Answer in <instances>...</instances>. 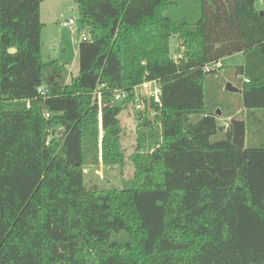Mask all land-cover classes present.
Returning a JSON list of instances; mask_svg holds the SVG:
<instances>
[{
  "label": "trees",
  "instance_id": "obj_1",
  "mask_svg": "<svg viewBox=\"0 0 264 264\" xmlns=\"http://www.w3.org/2000/svg\"><path fill=\"white\" fill-rule=\"evenodd\" d=\"M43 1L0 0V264H264L259 0H188L197 23L168 15L178 0H77L92 39L69 82L67 64L42 59ZM240 53L243 66L204 71ZM223 70L241 90L219 101L207 85ZM154 81L136 187L88 188L99 142L104 165L124 163L119 116Z\"/></svg>",
  "mask_w": 264,
  "mask_h": 264
},
{
  "label": "rangeland",
  "instance_id": "obj_2",
  "mask_svg": "<svg viewBox=\"0 0 264 264\" xmlns=\"http://www.w3.org/2000/svg\"><path fill=\"white\" fill-rule=\"evenodd\" d=\"M177 1V0H172ZM182 7H176L168 12V15L177 19V15L187 18L189 23H197L201 17L200 12L196 9L195 1L178 0ZM41 21L44 24L42 32V59L45 62L54 60L67 64L69 82L71 76H76L79 72L78 48L82 42L81 35L85 33L88 37H92L90 30L87 31V25L82 21L77 0H44L40 9ZM73 19L75 24L72 28L64 27L62 23ZM177 37L170 40L171 54L175 57L182 54V49L178 48ZM226 68H233L239 65V58H232L228 62H224ZM229 71V69H227ZM229 83L226 79L225 70L221 71L217 77H211L208 80L207 89L212 87L216 90V97L219 101L227 98L226 85ZM233 86H238L236 82H232ZM222 89L220 93L218 90ZM142 91L137 90L136 93ZM225 94V95H224ZM140 111L135 110L133 106L127 107L119 116L121 126L123 128V136L120 143V149L124 155V163L116 168L106 166L102 161V144L99 142V164L91 165L85 169V183L88 188L108 189L120 187L121 189H133L136 187L134 178L140 164L132 160L135 151L138 128L140 121L137 116ZM142 113V112H141ZM129 114H132L131 116ZM144 114V113H143ZM142 121V120H141ZM142 131V129H140Z\"/></svg>",
  "mask_w": 264,
  "mask_h": 264
},
{
  "label": "built area",
  "instance_id": "obj_3",
  "mask_svg": "<svg viewBox=\"0 0 264 264\" xmlns=\"http://www.w3.org/2000/svg\"><path fill=\"white\" fill-rule=\"evenodd\" d=\"M258 7L264 11V0L258 1ZM74 24H75L74 20L70 19L67 22H64L63 26L72 28ZM87 31H89L88 26H87ZM81 39L83 42H88L92 38L88 37L85 33H83L81 35ZM221 66L222 65L220 64V62L214 63L212 65H207L204 67V71L208 72L210 70H216L220 68ZM245 82H248V80H246ZM137 90H140L142 92L138 94L136 93ZM38 93L40 94L41 97H45L47 91L45 90V88H39ZM134 93L136 96V101L134 104L135 110L140 111L144 114H147L150 117V119H154L158 115V112L153 108L151 102L146 103L144 102V99L152 100L155 104L161 105V86L160 84L156 81L144 83L141 86L137 87L134 90ZM96 95L98 97L99 104H101V93L98 92L96 93ZM126 98H127V94L125 92L117 91L115 93L116 103L123 102Z\"/></svg>",
  "mask_w": 264,
  "mask_h": 264
},
{
  "label": "crops",
  "instance_id": "obj_4",
  "mask_svg": "<svg viewBox=\"0 0 264 264\" xmlns=\"http://www.w3.org/2000/svg\"><path fill=\"white\" fill-rule=\"evenodd\" d=\"M62 25H63V23H62ZM178 48H179V45H178ZM232 58H239V65H236L235 67H241V66L244 65V62H245V56H244L243 53L236 54V55H234V56H232V57H228V58L222 60V61L220 62V64L223 65V66L225 67L224 62H225V61L228 62V61H229L230 59H232ZM229 68H230V67H229ZM240 83L243 84L242 81H241ZM230 84H232V83H230ZM232 85H233V84H232ZM234 87L237 88L239 91H238V92H232V93H233V94H239L241 89H239V88L236 87V86H234ZM243 110H245V109H244V108L240 109L239 111H237L236 114H241V112H245V111H243ZM129 115L131 116L132 114H129ZM219 122L222 124L223 122H225V119H224V118H221V119H219Z\"/></svg>",
  "mask_w": 264,
  "mask_h": 264
},
{
  "label": "water",
  "instance_id": "obj_5",
  "mask_svg": "<svg viewBox=\"0 0 264 264\" xmlns=\"http://www.w3.org/2000/svg\"><path fill=\"white\" fill-rule=\"evenodd\" d=\"M261 14H264V13H261ZM17 51L15 49H11L9 50V53L10 54H15ZM226 90L227 91H230V92H238L239 90L237 88H235L232 84L228 83L226 85ZM117 104V103H116ZM218 114H220V112H218ZM62 131H60L61 133Z\"/></svg>",
  "mask_w": 264,
  "mask_h": 264
}]
</instances>
